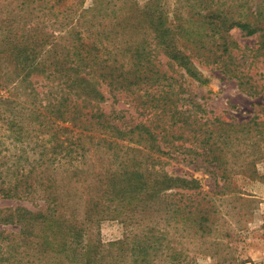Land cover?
Wrapping results in <instances>:
<instances>
[{
  "label": "rangeland",
  "instance_id": "rangeland-1",
  "mask_svg": "<svg viewBox=\"0 0 264 264\" xmlns=\"http://www.w3.org/2000/svg\"><path fill=\"white\" fill-rule=\"evenodd\" d=\"M214 14L229 18L226 26L216 20L220 33L211 29ZM235 20L263 30L247 34ZM262 22L264 0H0V160L7 184L33 170L40 155L58 158L33 172L46 185L51 180L47 199L46 185L29 199L0 197V264H264ZM164 44L179 47L190 71L166 55ZM146 60L153 81L134 93L181 97L178 107L198 132L175 126L167 133L182 147L157 135L160 151L132 144L141 150L120 149L122 158L114 160L111 150L94 145L90 130L60 111L68 117L84 103V110L100 107L111 117H141L120 74ZM199 118L215 130L219 149L201 141ZM124 165L148 184L119 197L112 188ZM54 209L63 226L55 242L71 229V247L58 253L39 245L34 227L41 221L34 212Z\"/></svg>",
  "mask_w": 264,
  "mask_h": 264
},
{
  "label": "trees",
  "instance_id": "trees-1",
  "mask_svg": "<svg viewBox=\"0 0 264 264\" xmlns=\"http://www.w3.org/2000/svg\"><path fill=\"white\" fill-rule=\"evenodd\" d=\"M210 17L213 18V20L210 21L213 25L211 29L213 31H219L220 29L219 33L221 32V28L217 24L216 20L218 19V21L225 26L229 21V18L225 16H221L219 18L218 14H214ZM233 23L241 27V29L247 34H253L257 31L263 30V26L256 25L251 20H235ZM222 46L224 47V51H226L228 55L232 57L229 44L224 42ZM163 51L167 56L176 59L177 61L179 59L180 61L178 64L186 66L190 71L189 66H187L188 62L184 60V56L179 55V53H181L179 47L172 44H164ZM133 63L135 64H130L129 67L134 68H129L128 71H123L120 74L122 78L124 77V79H120V81H127H124L122 84L124 87L123 89L128 91L125 93V96L131 97L132 101L129 103L133 104L136 113L140 114L141 117L138 115L135 119V117L132 115L118 116V114L114 117H111V115L103 112L100 107L88 106L89 109L84 110V108L87 107L84 103H77L76 107L70 111V116H68L69 118L64 116L67 113L66 109L60 111L65 119L72 120L74 122L78 121L75 123L79 124V126L82 128L90 130L93 133L92 138L97 141L94 142V145H103L107 150H111V156L114 160L122 158V155L119 154L120 151H118L120 149L125 148L126 150H141L140 148L131 146L132 144L139 145L142 149L148 150L149 152L152 149L160 151L161 149L159 148V145L156 144L157 135L166 137V146L168 141L169 147H182L183 143H174L172 139L169 138L170 134L167 133L170 128L175 126H177L178 129H182L185 126H194V133L198 132V130H196L198 129L196 127V123H194L195 120L190 121V116L185 115V110L182 107H178L181 97L174 96L169 91H165L162 95H154L147 91L143 94L134 93V86H139L140 84H149L148 81L152 82L153 77L147 75L148 70L151 69L149 66L150 60H146V62L136 61ZM32 65L34 66L35 64ZM230 65V61L229 64L225 63L224 71H231ZM142 67H144V70H141ZM101 68L104 69V67ZM130 72L133 74V76L131 79H128L125 77V74ZM110 74L111 73L108 75ZM237 77L238 79H241L240 76ZM239 83L240 85H243L245 82L243 80H239ZM82 84L83 83H80V85ZM156 114L159 116L156 121L158 120L159 122L153 121V115ZM56 117L58 116L55 115V118ZM196 120L200 124L199 131H202L200 135H203V139H201V141L210 144L209 149L213 146H215L216 149H219V146H217V141L215 140L216 136L213 134L215 130H211L209 127L207 129L203 128V125H207V121L202 122V118ZM155 129H160V131L156 132ZM163 132L166 133L162 134ZM180 135H183V131L180 132L179 136ZM221 136L222 134H219L217 137L220 138ZM194 137H196V134H194ZM225 138L226 136L221 140L222 143L225 142ZM211 139L212 141L210 142ZM68 149V146L66 147L64 144L60 146V150ZM39 157L40 158L35 160L37 165L54 163L58 159L57 157L45 158L41 155ZM0 159L3 160V158ZM2 160H0V162H3ZM70 161H72V159H70ZM211 161L216 162V167L222 164V161L220 162L216 155L211 159ZM3 163V167L0 169V197L15 196L19 199H29L27 197L33 194L36 187L41 186L43 188V186L46 185L43 180L39 178L37 173L33 174L37 165L32 167L33 170H30L27 173L21 170L20 178H18L17 183L14 185L7 184L8 172L5 170L8 167L6 166L7 163L5 161ZM1 165L2 164H0V166ZM118 175H120L118 178L119 180L118 182L115 181L113 183L114 187L112 188V191L115 192V195H119V197H126L127 195L133 194L136 190L143 189L145 188V185L147 186L148 184V180L144 178L143 174H140L139 170H135L132 167L128 169V166L125 167L124 165L123 171L119 172ZM168 179L174 180L172 177H169ZM50 182L51 180H49L48 185H46L42 190L43 195L41 197H46L47 199L49 188L51 187ZM151 182L155 183L153 180ZM99 213L100 212H97L96 214L91 215V219L95 217L94 215H99ZM34 214L41 218V221L34 226L38 230V237L40 236L42 239V241L39 243L40 246H43L44 248L55 246L53 252L56 253L60 252L58 248L63 252L66 251L67 247H71L68 236L71 233V229H68V231L64 232L61 241L55 242L56 235L60 233V227H63L60 223L62 221L60 219L61 215L59 211L56 213V209H54V212L47 216L38 215L36 212H34ZM65 227L68 226L66 225ZM75 232L76 237L79 238L81 236V230L75 229ZM1 246L2 245L0 244V247Z\"/></svg>",
  "mask_w": 264,
  "mask_h": 264
}]
</instances>
